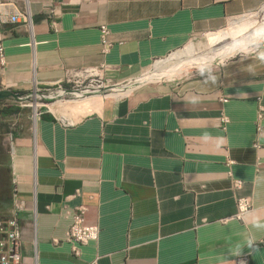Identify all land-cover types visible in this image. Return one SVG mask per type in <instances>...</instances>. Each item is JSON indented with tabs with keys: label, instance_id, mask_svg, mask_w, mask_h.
Returning <instances> with one entry per match:
<instances>
[{
	"label": "crops",
	"instance_id": "obj_1",
	"mask_svg": "<svg viewBox=\"0 0 264 264\" xmlns=\"http://www.w3.org/2000/svg\"><path fill=\"white\" fill-rule=\"evenodd\" d=\"M9 1L29 20L0 27L6 63L0 90L20 95L34 86H66L87 68H101L116 86L133 81L193 37L264 7V0ZM101 26L111 45L106 52ZM217 75L216 86L197 73L150 80L66 116L45 106L30 125L18 112L8 115L10 124L0 119L7 209L11 196L24 203L18 214L23 264L235 261L239 256L228 249L245 239L253 215L264 218V199L255 197L264 176V64L235 57ZM204 132L224 137L223 148L204 143ZM232 179L242 186L234 189ZM238 198L251 203L240 219L234 218ZM79 203L98 236L76 258L66 242L63 206ZM255 236V249L240 256L264 264V232Z\"/></svg>",
	"mask_w": 264,
	"mask_h": 264
},
{
	"label": "built area",
	"instance_id": "obj_2",
	"mask_svg": "<svg viewBox=\"0 0 264 264\" xmlns=\"http://www.w3.org/2000/svg\"><path fill=\"white\" fill-rule=\"evenodd\" d=\"M77 2L90 1L98 3L105 0H76ZM29 18L24 10L15 6L12 1L0 0V27L5 24L27 23ZM108 30L105 26L100 27V44L103 52H106L110 47L107 40ZM207 35V34H206ZM4 46L2 43V34L0 31V73L5 67ZM63 82H58L52 87L44 89L34 86L32 92H40L41 98L50 97L51 99L77 100L92 94H104L108 92L109 86H116L104 80L102 69L87 68L79 72L77 75H72ZM125 84V83H123ZM122 85V84H120ZM56 94L54 97L50 95ZM37 96V95H36ZM40 98V97H39ZM46 106L45 104H40ZM41 112L34 111V121ZM261 117V115H258ZM234 189H239L242 186L240 180L232 179ZM79 196V191L71 197ZM64 215L69 219L70 224L66 233V242L70 245V250L73 256L80 258L82 255L81 249L89 243L95 241L98 236V228L88 226L84 223V215L86 207L79 203L74 207L69 208L64 205ZM251 208V203L248 198H238L236 200V214L234 218L240 219L241 216L248 212ZM24 210L23 201L11 196V206L8 214L0 220V264H23L20 255V225L18 223V214ZM245 261V256H239L235 259V264H240V261Z\"/></svg>",
	"mask_w": 264,
	"mask_h": 264
},
{
	"label": "clouds",
	"instance_id": "obj_3",
	"mask_svg": "<svg viewBox=\"0 0 264 264\" xmlns=\"http://www.w3.org/2000/svg\"><path fill=\"white\" fill-rule=\"evenodd\" d=\"M209 37L211 44H209ZM199 46L210 47L212 54L204 55L197 50ZM171 55L172 52L169 53V56ZM237 56L241 60L254 58L260 64H264V8L257 6L248 9L244 14L229 22L228 30L209 32L206 38L194 40L185 55L176 57L168 64L152 71L159 73L173 64H182L185 60H190L195 72L203 78V83L216 86L219 79L217 72ZM169 75L173 76L175 73H169ZM201 140L204 143H211L216 150H221L225 143L224 137H212L208 132L202 134ZM255 197L258 200L264 199V176L256 180ZM256 232H264V218L253 215L245 239L229 248V254L240 256L244 248L254 250L257 242ZM225 260L235 264L234 261ZM240 264H245V261L241 260Z\"/></svg>",
	"mask_w": 264,
	"mask_h": 264
},
{
	"label": "bare ground",
	"instance_id": "obj_4",
	"mask_svg": "<svg viewBox=\"0 0 264 264\" xmlns=\"http://www.w3.org/2000/svg\"><path fill=\"white\" fill-rule=\"evenodd\" d=\"M208 36V35H207ZM209 44H211V38L209 37ZM190 47V46H189ZM187 47L186 49H183V50H179L177 52H174L172 53L171 56H169L168 58L164 59V60H161L157 63L154 64V69L155 68H158L164 64H168L172 59L176 58V57H179L181 55H185L186 54V50L189 48ZM208 48V47H207ZM198 50V49H197ZM199 51V50H198ZM202 52L204 55H211V48H209L207 51H200ZM191 61L190 60H185L182 64H173L171 66H169L168 68H166L164 71L162 72H155V73H150V75H148V77H146V75L140 80V78H137L133 81H129L127 82V84L125 85H118V86H114V90L113 88L109 89V87H112V86H109L108 87V90H111V91H108V93H104L106 95H100V94H92V95H88L84 98H81V99H77V100H74V101H69V100H62V101H57V102H54V103H51V104H48L47 107L54 111V112H58L62 115H67L69 112H71V105H78L80 104L82 107L86 106L87 105V108L89 107H96L98 105H100V100L104 97L106 98H110V99H119L121 98L122 96H124L127 92H129L133 87H135L136 85H138L139 83L143 82V81H146V80H150V79H159V78H166V79H169V78H172V76L169 75V73H175V75L173 76H178L182 73H184L186 71V67L187 66H191ZM153 69V68H152ZM154 72V71H153ZM130 93V92H129ZM55 94H52L50 95L51 97H54ZM39 104L37 103H34V109L37 108Z\"/></svg>",
	"mask_w": 264,
	"mask_h": 264
},
{
	"label": "rangeland",
	"instance_id": "obj_5",
	"mask_svg": "<svg viewBox=\"0 0 264 264\" xmlns=\"http://www.w3.org/2000/svg\"><path fill=\"white\" fill-rule=\"evenodd\" d=\"M262 8H264V7H262ZM236 19V18H235ZM228 26H229V24L224 28V30H228ZM208 35V34H207ZM207 35H200V36H195V37H193V39L186 45V46H184L185 48H182V49H180V50H183V49H186L187 47H189V46H191L192 45V42L194 41V40H198V39H202V38H206L207 37ZM210 47H208L207 48V46H199L197 49L199 50V51H207L208 49H209ZM179 51V50H178ZM177 52V51H176ZM169 57V56H168ZM168 57H166V58H168ZM237 57H239V56H237ZM165 58V59H166ZM164 60V59H163ZM161 61V60H160ZM157 62H159V61H157ZM156 62V63H157ZM154 69V64L146 71V72H144L139 78H140V80L146 75V77H148V75H150V73H155V72H153L152 70ZM192 74H196V72H195V70L193 69V67L192 66H187L186 67V71L184 72V73H182V74H180V75H178V76H172V78H169V79H166V78H159V79H150V80H156V81H169V80H174V79H178V78H183L184 76H189V75H192ZM142 77V78H141ZM150 80H146V82H149ZM146 82H144L143 84H145ZM125 84H127V83H125ZM125 84H123V85H125ZM114 86H112V87H109V89H111V88H113ZM113 90H114V88H113ZM108 91H111V90H108ZM32 92V90L31 91H26V92H22L21 94L22 95H20V96H22V97H25L26 95H29V93H30V96H27V98H26V100H17V99H12V98H7V99H4V100H2V101H0V110L1 109H3V108H9V106H15V107H18L19 108V119L20 120H22L21 122H24V123H27L28 125H30V123L32 122V120L34 121V111H35V109H34V103H38L39 105L37 106V111L38 112H40V111H42L45 107L44 106H41L40 104H45L46 106L48 105V104H51V102H53L54 103V101L55 102H57V101H62L63 99H57V101H56V99L54 98V99H42L41 98V93L40 92H33V93H31ZM108 93V92H107ZM106 93V94H107ZM106 94H100V95H106ZM37 95V96H36ZM56 95V94H55ZM54 95V96H55ZM40 97V98H39ZM105 98V97H104ZM103 99V98H102ZM102 99L100 100V101H102ZM115 100V99H114ZM101 103V102H100ZM71 107V110H73V109H88L87 108V105L86 106H84V107H82L80 104H78V105H71L70 106ZM48 108V107H47ZM46 109V108H45ZM50 110V109H49ZM50 111H52V110H50ZM52 112H54V111H52ZM6 116H0V119H4L5 121H2V124H10L9 122H8V119H9V117L7 116L6 118H5ZM17 118V117H16ZM19 119H18V121H19ZM4 138V137H3ZM7 144L9 143V140H8V138H7ZM4 217H1L0 216V220L1 219H3Z\"/></svg>",
	"mask_w": 264,
	"mask_h": 264
},
{
	"label": "trees",
	"instance_id": "obj_6",
	"mask_svg": "<svg viewBox=\"0 0 264 264\" xmlns=\"http://www.w3.org/2000/svg\"><path fill=\"white\" fill-rule=\"evenodd\" d=\"M19 112V108L15 106H9V108H3L0 110V116H8ZM4 151L1 150L0 155L4 156ZM2 174H0V216L5 217L8 214L7 204L10 202L8 195V171L7 169H2Z\"/></svg>",
	"mask_w": 264,
	"mask_h": 264
},
{
	"label": "water",
	"instance_id": "obj_7",
	"mask_svg": "<svg viewBox=\"0 0 264 264\" xmlns=\"http://www.w3.org/2000/svg\"><path fill=\"white\" fill-rule=\"evenodd\" d=\"M144 82H146V81L139 83L135 87L143 84ZM135 87H133V88H135ZM31 93H33V92H31ZM27 96H30V93H29V95L22 97V96H20V94L13 92L11 90H0V101L7 99V98H12V99H17V100H26ZM42 99H48V97L42 98ZM49 99H51V98L49 97Z\"/></svg>",
	"mask_w": 264,
	"mask_h": 264
}]
</instances>
